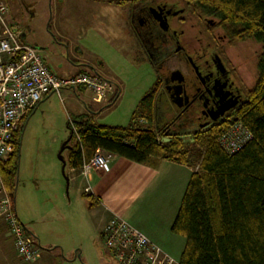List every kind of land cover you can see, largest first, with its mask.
Here are the masks:
<instances>
[{"label": "trees", "instance_id": "16d2710c", "mask_svg": "<svg viewBox=\"0 0 264 264\" xmlns=\"http://www.w3.org/2000/svg\"><path fill=\"white\" fill-rule=\"evenodd\" d=\"M124 1L131 6L149 0L111 2ZM180 1L190 16L221 27L229 42L252 40L261 46L252 87L227 115L209 125L199 127L192 117V131L171 130L173 114L161 94L163 75L158 74L126 126L97 124L85 116L74 120L73 128L68 125L67 165L80 172L82 164L101 150L144 165L167 160L194 169L171 225L173 233L185 237L179 264H264V0ZM155 64L159 66V61ZM33 110L22 118L13 136V153L0 164L3 184L13 201L24 125ZM236 123L252 138L228 153L219 138ZM16 219L36 246L28 228ZM3 223L12 238L9 225Z\"/></svg>", "mask_w": 264, "mask_h": 264}, {"label": "rangeland", "instance_id": "374dc122", "mask_svg": "<svg viewBox=\"0 0 264 264\" xmlns=\"http://www.w3.org/2000/svg\"><path fill=\"white\" fill-rule=\"evenodd\" d=\"M5 1L9 8L5 15L6 20L11 22L10 24H20L24 27L27 32L26 42L36 44L38 47L43 46L41 47L42 53L49 54L45 61L47 65L53 61L52 55L62 61L58 65L63 64L64 67L66 64L77 65V62H74L75 59L68 56V46L70 49V45L59 38L61 34L73 39L74 48L78 46L84 48L85 55L91 62H94L100 76L109 78L116 90L118 88V92H115L116 98L109 102L110 105L109 103L104 105L102 102H92L89 92L84 95L79 92L81 97L71 95L78 98L80 102H86L89 109L94 110L95 115L99 116L94 120L97 124L126 126L140 98L149 90L160 74L158 66H155L156 61L151 62L138 48L136 39L130 31V12L132 10L130 4L125 1L113 4L112 0ZM155 1L173 4L176 8L185 7V4L180 0ZM184 18L183 23H176V20H173L171 27H181L184 30L183 38L190 42L189 46L196 47L200 51V45L206 44L204 29L207 25L201 19L190 16L187 9ZM215 24L207 29V32H212L217 37L216 39H223L224 42L220 45L223 46L221 52L224 57L229 59L228 62L235 65L242 93L245 94L256 80V65L262 48L252 40L229 42L223 29ZM77 36L81 39L75 40ZM53 65L55 64L53 63ZM85 71L91 72L88 69ZM165 71L163 69L161 74H165ZM77 87L79 88V86ZM52 99L54 100L50 105L49 117L52 119L47 122V127H43L44 123L41 119L33 120L28 126L26 123L24 125L19 150V169L21 165L24 174L25 166L28 163L36 166L50 159L59 166L58 171L61 173L62 164L58 154L69 136L68 125L72 127V123L76 119L68 120L64 110L59 106L58 98L54 96ZM68 103L65 101V104L68 105ZM175 128L187 129L189 132L194 129V123L193 121L179 122ZM61 156L66 160L67 151H63ZM66 169L68 172V165ZM62 181L65 194L64 200L62 198L59 200L58 216L63 212L60 205L61 202L67 201V194H70L71 199L74 198V191L70 190L69 185L66 186L63 177ZM22 184L23 179L19 181L18 178V190L21 189ZM82 199L81 204H78L77 200L76 211L84 212L86 199L84 197ZM84 223L85 219L82 218L81 224ZM66 225L67 227L58 217L53 221V226L57 231L58 229L67 230V233L64 232L61 237L63 244L68 246L67 256L61 264H118L106 252L103 242L98 237L95 239L91 237L84 226L79 231L80 240L74 243L68 237V233H73L68 221ZM17 257L21 263L31 264L23 261L18 255ZM0 264H4V261H0Z\"/></svg>", "mask_w": 264, "mask_h": 264}, {"label": "crops", "instance_id": "0c3cea01", "mask_svg": "<svg viewBox=\"0 0 264 264\" xmlns=\"http://www.w3.org/2000/svg\"><path fill=\"white\" fill-rule=\"evenodd\" d=\"M0 2L7 7L5 0H0ZM8 10L7 7L6 12ZM6 12L2 18L8 22L5 18ZM17 25L22 28L24 33L22 41L25 44L43 50L41 48L43 46L38 47L36 44L26 42V30L22 25ZM59 38L69 43L68 56L75 59L74 62H77V65L69 66L66 64L65 67L63 64L58 65L62 61L52 55L54 59L47 66L57 77L69 79L80 73L101 75L95 68L94 62H91L85 55L84 48L82 49L81 46L74 48L73 39L69 36L61 34ZM80 39L79 36L75 38V40ZM136 43L138 46L137 39ZM41 54L46 61L49 54L46 55L44 52ZM3 59L7 61L10 57L6 55ZM86 69L91 72L85 71ZM101 77L110 81L103 75ZM77 86L65 87L58 94L51 93L44 97L26 119V126L35 119H41L44 123L43 127H47V122L52 119L49 118L50 105L54 96L58 98L59 106L64 110L68 120L84 116L96 120L99 116L95 115L94 110H90L86 102H80L78 98L71 95L81 97V93L84 95L89 92L92 96L91 100L94 102L93 94L83 86ZM116 91L118 92V88L117 90L115 88ZM114 98H116L115 94L110 101ZM65 101L69 102L68 105L65 104ZM109 102H102V104L105 105ZM66 167L67 159L64 173L62 168L61 173H59V166L52 159L36 166L28 163L25 166V174L22 171V166L20 165V169L18 167L17 184L18 178L19 181L23 179V184L19 190L16 184L17 190L15 189L13 202L19 220L28 228L38 248V259L30 262L31 264H61L67 256L68 246L61 241V237L64 232L67 233V230L58 229V232L53 226V221L57 217L64 222L65 227H67L68 221L73 230L72 234L68 233V237L75 243L80 240L79 231L83 226L91 237L94 239L98 237L103 242L102 229L104 225L114 216H119L146 235L164 253L179 261L185 247V237L173 233L171 225L179 209L189 178L195 171L194 169L167 160H156L154 165H144L124 157L115 156L111 157L105 170L93 171L90 179H86L69 166L67 172ZM60 174L64 179L65 175L67 176L68 184L66 182V186L69 185L70 190L74 191V198L71 199L69 193L67 194L68 197L66 195L67 201L61 202L60 205L63 212L58 216L59 200L60 198L64 200L65 194L63 191L64 183ZM85 188L88 190L85 191ZM86 195H90L92 199L89 200ZM83 197L86 199L84 212L76 211L75 204L77 200L78 204H81ZM82 218L85 219L84 224H81ZM0 261H4V264H23L17 257L16 246L3 221H0Z\"/></svg>", "mask_w": 264, "mask_h": 264}, {"label": "built area", "instance_id": "2783aa9c", "mask_svg": "<svg viewBox=\"0 0 264 264\" xmlns=\"http://www.w3.org/2000/svg\"><path fill=\"white\" fill-rule=\"evenodd\" d=\"M6 10L5 4L0 2V164L14 151L13 136L22 118L47 95L77 85L89 90L97 102H109L115 94L114 84L101 76L80 73L69 79L57 77L45 63L42 50L22 41V28L2 18ZM6 55L10 57L7 61L3 59ZM251 138L250 132L236 123L222 134L219 144L228 153H234ZM111 157L97 150L82 164L79 173L90 179L93 171L107 168ZM16 217L13 200L0 173V220L9 225L17 255L25 262H34L38 259V249ZM102 239L106 251L119 264H179L119 216L104 225Z\"/></svg>", "mask_w": 264, "mask_h": 264}, {"label": "flooded vegetation", "instance_id": "af4514ba", "mask_svg": "<svg viewBox=\"0 0 264 264\" xmlns=\"http://www.w3.org/2000/svg\"><path fill=\"white\" fill-rule=\"evenodd\" d=\"M131 7L130 28L139 49L147 58L159 61L160 76L163 75L161 94L169 102L173 114L171 130L177 129L175 127L179 122L193 121L192 117L199 127L207 126L213 120L227 115L242 100L243 93L235 65L228 62L229 59L221 52L223 39H216L212 32H207L213 27L212 22H205L209 26L204 29L206 44L200 45V52L196 47L189 46L190 42L183 38L184 30L181 27H171L173 20L183 23V7L176 8L173 4L155 0L140 1ZM162 18L167 25L165 30L157 22H163ZM161 68L166 70L165 74H161ZM176 70L184 79L181 97L184 95L188 99L181 106L175 105L172 100L175 89L170 74ZM235 99V106L219 114L224 107L232 105Z\"/></svg>", "mask_w": 264, "mask_h": 264}, {"label": "water", "instance_id": "95a60500", "mask_svg": "<svg viewBox=\"0 0 264 264\" xmlns=\"http://www.w3.org/2000/svg\"><path fill=\"white\" fill-rule=\"evenodd\" d=\"M164 19V18H162ZM160 28L162 30H165L167 29V25H166V22H165V19L163 20V22H159L157 21ZM171 82L174 83V89H175V93L173 94V102L175 105H179L181 106L183 102H187L188 99L187 97H185L184 95L181 97V93H182V88H181V85L184 81L183 79V76L181 75V73L179 71H173L171 74ZM167 81V80H166ZM237 103V99L234 100V102L232 103V105L228 106V107H224V109L221 110V112L219 114H223V112L228 109L229 107L231 106H235ZM201 127V126H200ZM69 141V138L63 143L62 147H61V150L58 154V157L59 159L61 160L62 162V170H63V173H64V167H65V164H66V160H64V158L61 156L62 155V152L65 150V149H70V147L67 145V142ZM65 175V174H64ZM65 179H66V182L68 184V178L67 176L65 175Z\"/></svg>", "mask_w": 264, "mask_h": 264}]
</instances>
